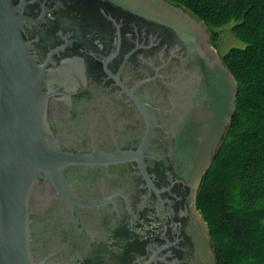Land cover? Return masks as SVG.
I'll list each match as a JSON object with an SVG mask.
<instances>
[{"label":"water","instance_id":"obj_1","mask_svg":"<svg viewBox=\"0 0 264 264\" xmlns=\"http://www.w3.org/2000/svg\"><path fill=\"white\" fill-rule=\"evenodd\" d=\"M169 0H0V264H215L195 199L236 82Z\"/></svg>","mask_w":264,"mask_h":264},{"label":"trees","instance_id":"obj_2","mask_svg":"<svg viewBox=\"0 0 264 264\" xmlns=\"http://www.w3.org/2000/svg\"><path fill=\"white\" fill-rule=\"evenodd\" d=\"M241 45L221 56L236 82L230 126L199 184L195 206L215 264H264V0H169Z\"/></svg>","mask_w":264,"mask_h":264},{"label":"rangeland","instance_id":"obj_3","mask_svg":"<svg viewBox=\"0 0 264 264\" xmlns=\"http://www.w3.org/2000/svg\"><path fill=\"white\" fill-rule=\"evenodd\" d=\"M219 35L217 54L223 56L231 47H238L241 43L229 33V26L217 29Z\"/></svg>","mask_w":264,"mask_h":264}]
</instances>
